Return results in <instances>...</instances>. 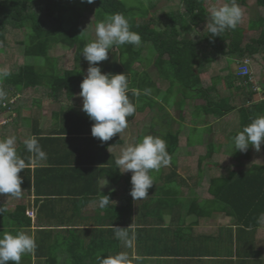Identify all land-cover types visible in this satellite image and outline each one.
Segmentation results:
<instances>
[{"label": "trees", "instance_id": "16d2710c", "mask_svg": "<svg viewBox=\"0 0 264 264\" xmlns=\"http://www.w3.org/2000/svg\"><path fill=\"white\" fill-rule=\"evenodd\" d=\"M180 1L182 10L171 8L159 11L156 0H94L92 4L85 0H0V56L8 52L10 36L22 33L23 37L17 40V45L21 47L24 57L22 63H14L12 68L4 67L9 69L11 75L0 80V88L7 93L6 98L0 101V120L7 119L0 124V139L1 136L17 137L19 156L29 164H35L34 172L30 168L21 171L29 173L21 176V186L28 190L34 186L39 193L35 198L39 212L46 211V215L50 213V216L61 218L53 223L45 221L49 224H43L39 237L35 238L36 250L31 254V260L24 263L97 264L98 256L123 252V242L115 238L114 227L125 229L134 225L137 227L134 226L130 231L135 234V249L138 252L139 243L142 246L143 237L153 218L164 213L171 214L172 220L177 224L175 231L182 239L178 242L176 251L168 255L179 257L177 259L184 264H193L189 260H193L195 264L197 260H204V257L213 256L216 252L219 255L218 251L226 255L227 258L224 259L227 262L216 260L213 264H264V247L255 236L260 225L264 229V219L261 218L264 213V170L258 171L264 163L255 162L246 169L233 168L223 174L211 176L209 168L202 167L203 158L199 157L196 165L198 176L189 171L185 173L186 167L181 171L183 158L193 157L191 148L199 143L192 142L190 136V130L199 125L190 126L185 137L182 131L185 126L181 124L179 129L172 127L176 118L168 109L179 111L180 122L184 117L182 111L187 107L191 108L189 111L192 115L198 116L203 122L200 126L207 124L209 133L203 139L208 140L216 129L214 123L226 115L239 113L237 132L253 118L264 116V99L254 98V82L250 80V76L239 75L232 68L233 63L252 58L259 53L264 60V16L260 14L257 19L251 20L248 27L252 29L261 26V31L257 37H251L248 41L243 40L245 28L241 24L235 30H226L222 36L211 37L206 27L210 19H207L209 9L205 0ZM256 1L258 7L264 10V0ZM237 4L247 6L249 2L238 0ZM251 8L255 16H258L257 8ZM114 13H121L128 19L131 30L141 36L142 42L139 46H114L109 50L108 59L99 62V67L103 73L124 72L129 83L127 95L136 105V112L127 118L128 127L124 132L114 135L109 141L101 142L91 135V127L95 122L82 111V106L76 104V98L89 67L81 54L83 47L95 39L97 22ZM91 15L95 18L94 24ZM59 44L75 50L72 55L74 63L68 68H62L59 65L60 57L50 53ZM28 57L41 58L43 64L30 63ZM136 64H141L142 69L136 68ZM150 64H153L155 71H149ZM4 65L6 66L5 63ZM205 71L215 73L212 74L208 86L202 78ZM258 79L260 82L264 81L263 78ZM256 81L260 83L257 78ZM221 82L229 90L228 93H219ZM156 85H161L157 94H145L144 90H155ZM28 88L40 90L31 99L30 105L21 102L20 98ZM133 90H139L141 94L135 96ZM171 94H175L173 100ZM14 95L19 98L14 103H9L12 107L2 104ZM28 108L29 114L33 111L35 116H39L34 122H31L32 119L28 120L31 116L24 112ZM43 109L52 113V128H49L50 125H38L39 119L45 116ZM155 109L162 111L159 122L163 124L164 121L165 125L157 129L144 124L142 130L145 134H138L137 137V133H134L137 128H134L133 121L137 119L138 123L141 113ZM30 129L32 132L28 136L26 132ZM222 131L226 136L230 135L229 140H232V134L234 136L237 133L233 130ZM33 135L47 154V159L39 163L31 162V154L22 143L25 138ZM144 135L159 136L166 141L167 152L171 157L170 165L159 171H150V175L151 172L158 174L157 178L153 176L154 183L159 180L162 184L157 188L153 185L148 190L149 195L143 200L129 199L123 200L121 204L111 203L112 206L106 210V214H109L107 218L110 219L113 211L115 212V219L110 222V225L115 226L95 225L81 229L73 226V219L76 220L84 207L94 200L96 192L99 194L97 187L94 188L96 182L93 177L98 175L99 170L109 177H123L124 174L117 168L115 159L124 147L139 142ZM228 144V140L220 142L210 152L211 155L217 156ZM262 144L264 147V143ZM69 147L72 149L66 152L64 149ZM252 149L253 146L250 145L248 150ZM59 152L68 154L56 155ZM71 153H74V160H68L67 155ZM246 154L250 157V153ZM197 157L195 156L198 160ZM95 161H99L100 165H94L98 164ZM74 170L83 174L69 182V176ZM126 182L123 191L132 198L129 194L132 187L131 176ZM68 183L78 185L77 191L63 192ZM82 185L91 186V189L85 191ZM47 191L50 196L41 204V198ZM82 195L83 198H80ZM188 196L191 197L188 213H198L199 216H194L196 219L192 222L185 220L184 223L181 209L185 207ZM202 199H208L206 202L209 205L205 204L206 207L200 209L198 201ZM14 210L12 213L5 211L0 215V221L8 215L11 223L21 229L32 226L33 218L25 213L26 205L18 204ZM214 210L223 211L242 224L240 231L235 229V239L239 246L233 245V250H227L226 253L220 250L226 242L220 237L221 234L194 231V226L201 224V217L211 215ZM248 245L251 247L244 248ZM128 255L130 264H150L141 254L136 256L129 251ZM146 255H164L160 252L159 241L149 248ZM26 257L29 255H24L23 259ZM177 259L175 264L180 262ZM161 262L168 263L167 260L159 258L156 264Z\"/></svg>", "mask_w": 264, "mask_h": 264}, {"label": "clouds", "instance_id": "9594fccd", "mask_svg": "<svg viewBox=\"0 0 264 264\" xmlns=\"http://www.w3.org/2000/svg\"><path fill=\"white\" fill-rule=\"evenodd\" d=\"M92 4L94 0H85ZM210 21L206 27L211 37L222 36L226 30H235L243 18L242 9L236 0H227L220 6H213L208 10ZM95 39L86 43L82 50L84 59L89 63L87 75L81 81L82 111L95 123L91 127V135L101 142L109 141L114 135L121 134L128 127V117L136 112V105L130 101L127 93L129 83L124 72L103 73L99 67V62L107 60L109 50L114 46H124L130 44L139 46L141 36L131 30L128 19L121 13L107 15L102 21L95 25ZM250 58H244L240 62L239 75L250 76L251 81H256L255 72L249 64ZM247 62L250 73L242 74L241 64ZM11 75L7 68L0 69V80ZM257 82V81H256ZM254 90L257 99L261 100L264 93L260 84L254 83ZM148 94L149 90H144ZM135 96L141 93L133 90ZM7 96L6 91L0 88V101ZM19 96H12L2 104L8 108L9 103H14ZM256 99V98H255ZM7 119L0 120V124ZM17 137L15 135L6 136L0 139V194L20 198L22 196V178L19 173L25 168L35 169V164H29L17 153ZM26 150L31 154V162L39 163L47 159L46 152L41 148L38 139L30 136L22 141ZM264 143V116L255 117L252 121L243 126L232 137V145L235 151L246 152L249 146L259 152L261 144ZM171 157L167 152L166 141L159 136L144 135L142 139L129 144L121 150L120 155L115 159V164L121 173L131 176L132 187L130 195L134 201L143 200L149 194L148 190L154 185L150 175L151 170L159 171L163 167L170 165ZM132 175H131V174ZM106 184V183H105ZM103 184V185H105ZM102 186V185H101ZM108 195L103 196L98 201V207L103 209L109 205ZM6 208L0 207V215ZM25 213L33 217V212L26 210ZM264 219V213L261 214ZM1 229V227H0ZM114 236L118 241L131 247L129 233L121 227H114ZM37 244L35 237L22 230L15 232H5L0 236V264H21L24 255L33 254ZM138 259V257L136 258ZM97 264H130V257L126 252H118L114 255L98 256Z\"/></svg>", "mask_w": 264, "mask_h": 264}, {"label": "rangeland", "instance_id": "374dc122", "mask_svg": "<svg viewBox=\"0 0 264 264\" xmlns=\"http://www.w3.org/2000/svg\"><path fill=\"white\" fill-rule=\"evenodd\" d=\"M226 0H205V4L207 6L208 9H210L213 6H220L221 4L225 3ZM238 2V0H236V3ZM249 5L247 6H239L242 9L243 12V18L241 21V26L245 28V33L243 35V40L244 41H248L251 37H257L261 31V26L259 27H254V28H249L248 25L250 24L251 20L257 19L260 14L264 16V10L260 7H258V5L256 4L257 1L256 0H248ZM157 6L160 9L159 11H165L168 9H179L182 10V6H181V1L180 0H156ZM251 6H254L256 9V11H258V16H255V14L252 12V8ZM94 15V14H93ZM93 15L92 18H93ZM95 18H93V24L95 23ZM207 19H210V17L208 16ZM249 22V23H248ZM257 23L260 25V20L257 21ZM251 25V24H250ZM20 34L14 35V36H10V38L8 39V47L7 50L8 52H5L2 56H0V67L4 68V67H10L12 68V65L14 63H22L24 61V57L21 53V47H18L17 45V40H20L23 36ZM189 34V33H188ZM1 45V43H0ZM73 48H67L66 46H63V44H59L57 46H55L51 51V55L53 56H59L60 57V66L63 67H70L73 65V57L72 55L74 54ZM261 54H257L256 56L252 57L249 59V64L251 66V69L255 72V79L257 78V80L259 81V77L264 79V60L261 58ZM28 61L30 63L34 62L36 65H38L39 63L43 64V60L41 58H32V57H28ZM4 63L6 64V66L4 65ZM248 66L247 62H244L243 64H241V70H246L245 66ZM240 64H236L233 63L232 64V68L234 70V72H238L240 71ZM136 68H140L142 69V65L141 64H136ZM149 71L153 72L155 71V68L153 66V64H150L149 66ZM212 74H215L213 72H203V81L204 84L206 86H208L211 83L212 80ZM260 82V81H259ZM254 83H257L256 81H254ZM220 84V90L219 93H228L229 90H227L225 87H223L224 83L221 82ZM261 86L260 88H262L264 86V81L262 80L259 83ZM156 89L155 90H149L150 93H158L159 88H161V85H156ZM40 90H36L35 88H28L24 94H22L20 96L21 98V102H25L26 104L30 105L31 103V99L35 96H37L36 94H39ZM46 93V92H45ZM44 95V94H43ZM214 95V94H213ZM171 99L173 100L175 94H171ZM254 98H258V96L254 97ZM239 100V99H236ZM82 97H80L79 95L76 98V104L78 106H82ZM46 106H48V104H46ZM30 108L26 109L24 112H26V115H30L31 117L28 118L32 119L31 122H34L35 120H37L39 118V116H35L33 114H29V110ZM169 109V113L173 116H175L176 121L173 122V128L174 129H179L180 127H184V129L182 130L183 133L186 135H188L189 132V127H193L196 124H198L199 126H195L194 128H192L190 131V136H191V140L192 142H199V143H195L196 146L192 147V153L194 154L193 157L191 158H187L184 157L183 161H182V165H181V171H183L182 168L185 169L186 167V171H184L185 173H192L194 176H198L197 173V162H199V157L203 158V162H202V167H208L209 168V172L211 173V176L214 175H219L220 173L223 174L224 172H228L231 169H246L248 168L249 165H251L252 163L258 162V163H264V147L263 144H261V150L259 152H257L255 149L252 150H247L246 152H241L239 150L235 151L233 145H232V140H229V136L225 135V132L222 130H233L234 132H237L238 128H239V113H231L229 115H226L223 119H221L219 122H215L214 124H216V129L210 134L209 140L208 139H203L205 137H207L208 133H209V128L206 127V125H201L203 122L200 121V118L194 117L192 115V112H190L188 107L182 111L183 114V118L181 119L180 122H178L179 120V111L178 110H174L172 108H168ZM32 110V109H31ZM163 112L165 113V110H163ZM43 113H46V109H43ZM162 111H159L158 109L155 110H147L146 112H143L140 114L139 117V122L137 123V119L133 121L132 124L135 125V129L137 128V131H134V133H137V137L138 134H145L144 130H142V126L144 124H148L149 126H151L152 128H157V129H161L162 125L159 121L160 118H162ZM139 116V114H138ZM137 116V117H138ZM50 117L47 116H43V118L41 117L39 120V124H41V126L45 127L46 125H48L47 127L52 126V124H54V119L51 117L49 121H47V119H49ZM46 119V121H45ZM138 124V125H137ZM182 124V126H181ZM139 129V130H138ZM146 131L148 129H145ZM31 129L28 130L26 132V134L29 136L31 135ZM227 133H229L228 131H226ZM1 133V130H0ZM23 135V134H22ZM34 136V135H33ZM233 137V134L231 136V138ZM3 138V136H1V139ZM228 140V145L226 148L223 149V151H220L217 156L214 155L212 156L210 152H213L214 149H216V146L220 143V142H227ZM211 141V142H210ZM210 143L212 145H210ZM16 144V148H17ZM116 149V148H115ZM250 153V157H248L246 153ZM246 154V155H245ZM19 155V154H18ZM200 155V156H199ZM195 156L198 158V160L195 158ZM216 164H213V163ZM261 169L264 170V166L260 167L258 169V171L260 172ZM228 170V171H227ZM189 171V172H188ZM197 173V174H196ZM29 174L28 171H24V173L20 172L19 175L21 176H25ZM204 174V172H203ZM202 174V175H203ZM153 176L155 178H157L158 174L157 173H153L151 172V177L153 179ZM33 184V183H31ZM162 182H160L159 180H156V182L154 183V187H158V185H161ZM122 185V184H121ZM33 186V185H32ZM113 186V185H112ZM33 188V187H32ZM31 188V189H32ZM168 188H170L168 186ZM22 191V195H24L25 193H29L30 190H28L25 186H21ZM191 197L188 196L187 200H186V205L183 209V213H187L188 207H189V203H190ZM16 201L15 197L12 196H6V194H0V205L3 206V208H6L7 211L9 213L14 212L16 206L18 204H16L14 206V203ZM208 199H202L200 201H198V205L200 206V209H203L204 207H206V205H209ZM206 204V205H205ZM215 211V210H214ZM219 211V210H217ZM119 212H121V210H119ZM221 212V211H220ZM212 212L211 215L207 216V215H203L201 217V230H200V226L197 228L200 233L202 234H215V235H220V237L226 241L223 246L220 248V250H222V252L226 253L227 250L231 251V249L233 250V245L235 246H239L238 242L235 239V229L237 231H240V228L242 227L241 223H237L236 218L233 216H228L225 214V212ZM113 213H115L113 211ZM112 213V214H113ZM224 214L227 216L225 217ZM194 216H199L198 213L194 214ZM35 217V215H34ZM11 217L6 215L2 218V220L0 221V236L3 235V233L5 232H15L17 230H22L26 233H29L31 235L32 234V229L30 227H24V228H20L19 226H15L11 223ZM196 219V218H195ZM153 221H155L156 224V236L159 234V230H160V226L158 221L161 223V218L160 215H157L153 218ZM75 223H77V225L79 223H82L81 220H76ZM87 223V222H86ZM136 226V225H134ZM134 226L132 227H125L124 230H128L130 235H134L132 234ZM34 227V226H33ZM137 227V226H136ZM222 228V229H221ZM263 226L260 225V227L257 229V233L255 234L256 238L258 237L259 241L262 242V245L264 247V229H262ZM227 230V231H226ZM147 233H149V231H147ZM130 238V242H131V236H129ZM144 240V238H143ZM132 245V244H131ZM255 245V244H254ZM253 245V246H254ZM245 246L244 248L249 247ZM256 246L259 247V244H256ZM126 247V246H124ZM251 247V246H250ZM135 249L136 247L133 246L131 249ZM260 248V247H259ZM127 247L126 249L123 250V252H126L127 254L129 253V251H127ZM219 255H217V252L215 255L211 256V255H207L206 257H204V260H197L196 263L197 264H213L214 261L219 260V261H224V263H226L227 261L224 258H227L226 255H222L221 252H219ZM139 253L136 251L134 252V255H138ZM33 255V254H32ZM264 256H262L263 259ZM188 259V257L186 258V260ZM230 259V258H228ZM31 260V254H29V257H26L25 260L22 257L21 262H23V264L25 261ZM33 260H36L35 258H33ZM182 261V260H181ZM180 261V262H181ZM192 261L194 264L193 260H189ZM195 263V264H196ZM151 264V263H150ZM262 264V263H261Z\"/></svg>", "mask_w": 264, "mask_h": 264}, {"label": "crops", "instance_id": "0c3cea01", "mask_svg": "<svg viewBox=\"0 0 264 264\" xmlns=\"http://www.w3.org/2000/svg\"><path fill=\"white\" fill-rule=\"evenodd\" d=\"M51 114L52 113L47 111L45 113V117L49 116L51 118ZM50 118L47 119V121H49ZM45 121H46V119H45ZM52 127L53 126H50L49 128H52ZM99 145H101V144H99ZM71 149H72V147H69V148H66L64 150H66V152H67V151H69ZM253 149H254V147H253ZM64 154H68V153L59 152L56 155L63 156ZM73 155H74V153H71L70 155H67L68 156V160H74L75 157H73ZM97 156H99V154ZM108 157H106V158H108ZM73 163H75V162H73ZM96 163H98V164H94V165H100L99 161H97ZM110 163L112 164L113 162H110ZM259 164H263V163H259ZM30 170H32L34 172L33 166H32V168H30ZM81 174H83V172H79V171H76V170L72 171L70 176H69V182L74 180L75 178H79ZM123 174H126V173L124 172ZM127 178H128L127 175H124L123 177L118 176V177H115V178L114 177H109V176L104 175V172L102 173L99 170L98 175L93 177V179H95V182H96V184L94 185V188L97 187L99 194L96 192V195L93 198L94 200L91 201L88 204V206L86 205L84 207V209L80 212V214L76 217V220H81L82 223H79L77 225V223H75L76 220L73 219L74 222L72 224H75L73 226H75L77 228H80V229L81 228H87V227L95 226V225H99V226H102V227L115 226L114 224L110 225L111 220L114 218V213L111 215V218L108 219L107 217H108L109 214L108 215L106 214V210H109V208H111V206H112L111 203L121 204L123 200L128 201L129 199H133V198H129V196L126 194V192L123 191V188L125 187V184L127 183L126 182ZM103 184H105V185H103ZM77 186L78 185H76V184L68 183L67 187L65 188V190H63V192L67 193L68 190L77 191ZM83 187H85V189H86L85 191L91 189L90 188L91 186L82 185V188ZM94 191H96V190H94ZM47 193H49V191H47L46 194H44L42 196L41 201H40L41 204H43V202H44L43 200L45 198L46 199L49 198L50 194H47ZM111 194H112V197H111ZM38 195H39V193L36 191V189L33 186V188L30 190L29 193H25L20 198H16V201L14 203V206L16 204L26 205V210L28 209L31 212H33V217H32L33 218V224H32V226L30 228L32 229V234L33 233L35 234V236L33 235L35 238L39 237V232L42 229L43 224L46 223L45 221H48L49 223H53L54 221L61 220V218H57L55 216H50V213H47V215H46V211H44L43 213L41 211L39 212V207H37L35 205V198ZM105 195H108L111 201L109 202V205L107 207L101 209V208L98 207V201H99L100 198H102L101 196H105ZM80 198H83V195L80 196ZM49 204H52V202H50ZM135 206L137 207V203H135ZM183 209H184V207H182V209H181V215H182V219L184 220V223H185V220H189V222H192L193 220H195L194 215H192L193 213L190 214V213H188V211H187V213H183ZM197 210L199 211V208ZM212 212L214 213V212H220V211L215 210V211H212ZM221 212H223V211H221ZM34 215H35V217H34ZM158 215H160V218H161V223L158 221L159 226H160L159 234L156 236V232H155L156 224H155V221H153L151 223V225L148 226V230L147 231H149V233H147V231H146V233H145V235L143 237L144 240L142 241V246L139 243V247L138 248L140 250H138V253L141 254L140 256L145 258V260H147L148 263H151V264H156V261L159 258H162V259H165V260L168 261V263L161 262V264H175V260L177 258H179V257L174 258V257L169 256L168 254L170 252L176 251V247L179 245L178 242L182 241L181 237L178 235V232L176 233V231H175V228L177 227V224L173 221L174 219L172 220L171 214L162 213V214H158ZM224 216L227 217L225 214H224ZM49 223H46V224H49ZM200 225L201 224H196V226H194V231H199L197 228ZM58 228H66V227H58ZM199 228L201 230V226ZM130 236H131V238H133L131 240L132 243H133V245H131V247H133V246L136 247L137 244H136V241H135V234L134 235H130ZM153 236H155V237L152 238ZM134 241H135V245H134ZM158 241L160 243V252H162V254H164V255L160 256V257L159 256L158 257L157 256L154 257V256L146 255L147 251L149 250V248L152 247L154 243L157 244ZM166 245H167V247H166ZM124 246H125V244L123 243V245H122V249L123 250L126 249V247H124ZM131 247H127L129 249V251H131L133 253L137 251L134 248L131 249ZM263 251H264V249H263ZM263 256H264V254H263ZM177 260H179V259H177ZM179 261H181V260H179ZM179 264H184V263H183V261H181V262H179Z\"/></svg>", "mask_w": 264, "mask_h": 264}, {"label": "built area", "instance_id": "2783aa9c", "mask_svg": "<svg viewBox=\"0 0 264 264\" xmlns=\"http://www.w3.org/2000/svg\"><path fill=\"white\" fill-rule=\"evenodd\" d=\"M245 68H246V70H242V74H248V73H250V70H249V68H248L247 65L245 66ZM262 98L264 99V93L262 94ZM3 122H4V120H3Z\"/></svg>", "mask_w": 264, "mask_h": 264}]
</instances>
